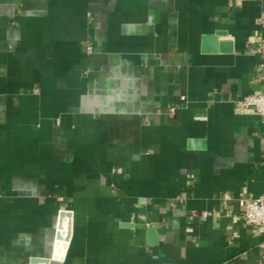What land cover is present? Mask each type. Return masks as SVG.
Returning <instances> with one entry per match:
<instances>
[{
    "label": "crops",
    "instance_id": "crops-1",
    "mask_svg": "<svg viewBox=\"0 0 264 264\" xmlns=\"http://www.w3.org/2000/svg\"><path fill=\"white\" fill-rule=\"evenodd\" d=\"M259 45L263 0H0V264H264Z\"/></svg>",
    "mask_w": 264,
    "mask_h": 264
},
{
    "label": "built area",
    "instance_id": "built-area-1",
    "mask_svg": "<svg viewBox=\"0 0 264 264\" xmlns=\"http://www.w3.org/2000/svg\"><path fill=\"white\" fill-rule=\"evenodd\" d=\"M88 50L91 51L92 47H88ZM256 51L264 53V46L259 45ZM258 70L260 72V78L264 82V61L259 65ZM236 106L239 112L250 111L258 115L264 122V87L238 100ZM238 201L244 209V216L249 225L253 228H264V196L260 195L250 199L245 195H240Z\"/></svg>",
    "mask_w": 264,
    "mask_h": 264
},
{
    "label": "water",
    "instance_id": "water-1",
    "mask_svg": "<svg viewBox=\"0 0 264 264\" xmlns=\"http://www.w3.org/2000/svg\"><path fill=\"white\" fill-rule=\"evenodd\" d=\"M264 1V0H263ZM227 33H225V31H218L216 32L214 35H210V36H206L204 37V42H205V49L207 50H221V51H227V52H231L232 51V43L231 42H227V41H219V37L222 35H226ZM67 215L68 217H70V213H67L66 211H62L61 212V216ZM70 226V225H69ZM128 226H132V225H128ZM143 227L148 229V233L151 237V244H155L156 240L158 239V235L155 231V229L152 226H146V225H142ZM70 236V227H68L67 229V233H66V239L68 240ZM34 262H48V259H34Z\"/></svg>",
    "mask_w": 264,
    "mask_h": 264
}]
</instances>
